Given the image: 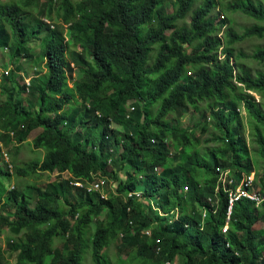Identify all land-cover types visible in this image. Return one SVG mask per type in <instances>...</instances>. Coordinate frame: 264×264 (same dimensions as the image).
<instances>
[{"label": "trees", "instance_id": "16d2710c", "mask_svg": "<svg viewBox=\"0 0 264 264\" xmlns=\"http://www.w3.org/2000/svg\"><path fill=\"white\" fill-rule=\"evenodd\" d=\"M165 1L0 0V50L11 52L16 65L33 61L40 43L46 69L31 86L21 85L22 65L8 76L0 70L3 95L29 92V107L22 99L0 106V163L3 147L20 142L36 120L41 132L32 144L44 157L17 165V176L41 179L39 174L69 171L113 183L109 195V185L104 189L107 198L57 177L42 189L33 185L39 203L27 214L19 209L15 185L0 181V209L3 201L13 209L0 212V233L8 229L14 236L8 248L0 246V264H84L89 250L94 264H110L107 250L119 237L120 247L136 257L127 264H264V229L256 227L264 222V206L242 198L229 233H223L229 204L217 172L229 168L238 182L256 172L264 191L244 137L247 124L264 167V72L253 75L233 47L264 38V4H226L225 11L263 24L237 34L215 15L217 0H174L172 12ZM250 59L264 68V49ZM190 109L200 117L183 128L177 120ZM198 128L210 136L202 141ZM210 142L218 146L207 148ZM109 161L118 167L108 171ZM0 175L12 181L1 166ZM216 189L217 211L208 210L200 229ZM136 190L140 198H128ZM104 210L106 223L91 232ZM176 210L180 220L170 224ZM150 230L151 238L145 234ZM55 239L63 241L59 252Z\"/></svg>", "mask_w": 264, "mask_h": 264}, {"label": "rangeland", "instance_id": "374dc122", "mask_svg": "<svg viewBox=\"0 0 264 264\" xmlns=\"http://www.w3.org/2000/svg\"><path fill=\"white\" fill-rule=\"evenodd\" d=\"M76 1H80V0H76ZM218 3L220 4L215 12V15L217 16L218 20L219 19H227L228 20V26L226 29H231L232 31H234L237 34H242L246 28L252 26V25H263V24H258V22H256L255 20L241 14L240 12H233V11H225V6L227 3L231 2V1H242L244 2L245 0H217ZM255 2H261L264 4V0H253ZM43 2H45V0H43ZM164 7L166 9L169 10V12H172L175 10V1L174 0H167L164 2ZM187 22H190V18L187 19ZM53 25V24H52ZM225 30V29H224ZM224 30L221 31V33L219 34V37L223 38V34H224ZM170 32H168L167 34H169ZM67 41H69V44L72 45L71 39L68 37ZM234 49H235V53L236 56H239L240 54L244 55L246 58L240 59V63H242V65H244L247 70H249L250 72H252L253 75H255L257 72H264V68L262 66H260L258 63H256L255 61H253L252 59H250V57L256 52L258 51V49H264V38L263 39H258V38H253L251 40H245L243 42H238L236 44H234ZM72 50H70L71 53ZM159 51V47H155L153 50V53L150 57V65L155 63V59H156V55ZM33 55L35 56L33 61H27V60H19L16 65H22L23 66V71L25 73L26 76L22 77L21 80V85H23V83H27V81H29L31 78V76L33 75H39V76H45L46 75V69H45V59H44V47H41L40 43H36L33 47ZM223 59V57H221ZM68 59L70 60V54L68 55ZM235 59V58H234ZM233 59V61L235 62V60ZM232 61V62H233ZM233 62V63H234ZM13 62H12V56H11V52H9L8 50L5 49H1L0 50V70L2 71V73L4 75L7 76V73L9 72H13L16 69V66ZM33 72V73H32ZM72 77H75L72 76ZM31 81H29L27 84H30ZM71 82H69V87L71 86ZM257 101H261V97L253 94ZM28 97H29V92L28 91H23L21 93V95H18L17 93L14 94H6L3 95L1 93L0 90V106L3 103H6L9 100H17V99H22L25 102V105L29 107V102H28ZM151 104L148 105V107ZM78 106V105H76ZM134 107L131 104H129L128 106V110L129 108ZM147 107V108H148ZM10 109V108H9ZM5 110V109H3ZM37 110V109H36ZM7 110H5L6 113ZM33 111V110H32ZM242 111L244 112V119H243V123L246 124L247 122V117H246V112L244 111V109H242ZM157 112V107H153V114H155ZM174 117V116H173ZM198 117H200V114L197 113V111L195 109H190V111L188 113H186L184 116H182L181 118H179L177 120V124L178 121L181 122V126H183V128H187L188 125H192L197 119ZM210 124V120L208 119L207 121ZM117 129L119 131H123L122 127H117ZM207 131L212 132L213 128L212 126H208L207 125ZM197 134L198 136H200V138L202 139V141H204L206 138H208L210 136V132L207 133H202L200 131V128H198L197 130ZM250 129L249 127L245 126L244 129V137L246 140V143L250 149V156L253 160V162L255 163V168L258 170L257 172L260 173V176H264V167H262L261 164V159L255 154V150L257 149V144L256 143H251V137H250V133H249ZM41 132V128L38 125V122L36 120H33L30 124H29V128L28 131L22 136V138L20 139V142H14V144H11L9 146H4L3 150L5 151L4 153H6L8 155L9 158V163H11L12 168H9L8 165L5 163V161L3 160L0 163V166L3 167L6 170L11 171V179L12 181L8 180L7 177H2L0 175V181L2 182L3 185H5V187H8L10 185H15L16 190L19 192V194L21 195V198L19 199V209L22 210L23 212L29 214L31 212H33L35 206L39 203V196L37 194V192L33 189V185H37L38 188H43L44 185L48 182L51 181H55L56 177H55V171L52 173H43V174H39V175H43V177L40 178H34V177H20L16 175V167L17 165L20 167H26L25 165L30 163V162H34V161H41L44 157V150H36L35 148H33V144L32 141L33 139ZM218 145L215 144V142H210L207 144V148L210 147H216ZM122 150V148H121ZM3 153V154H4ZM118 167V165H115L114 162H110L107 166V170L111 171V169H116ZM59 173V172H56ZM61 173H66L69 175H71L72 177H74L69 171H64ZM60 174V173H59ZM257 174V173H256ZM92 176H97V175H92ZM77 178V177H75ZM258 178L261 180L262 177ZM59 179V178H57ZM83 179V178H80ZM110 184L112 185V181L110 179H108ZM70 184V181L67 180ZM71 185V184H70ZM260 188L263 189V186L260 185ZM110 190H113V188L111 189L110 186L105 190V192L109 195ZM3 206L0 209V212L2 214L3 210H9L11 213H13V209L10 207L9 203L6 201H3ZM263 220V219H262ZM101 224H105L106 223V210H104V212L100 215L99 219L94 221L92 226H91V232H94L97 230V228L100 226ZM258 229H264V222L261 221L257 224L256 226ZM154 228H152L153 230ZM0 246L4 249L8 248L7 244L11 241L14 240V236L11 232L8 231V229H6L4 232L0 233ZM63 246V241L62 240H58L55 239L54 240V245H53V249L55 252H59L61 251ZM121 237H119L117 239V241L115 243H113L110 248L107 250V257L109 259L110 264H127L133 257H135L134 252L131 251V249H124L121 248ZM136 259V257H135ZM10 262H12V264L14 263V260L10 259ZM84 264H94L93 260H92V256H91V252L90 250L86 252V254L84 255V260H83Z\"/></svg>", "mask_w": 264, "mask_h": 264}, {"label": "built area", "instance_id": "2783aa9c", "mask_svg": "<svg viewBox=\"0 0 264 264\" xmlns=\"http://www.w3.org/2000/svg\"><path fill=\"white\" fill-rule=\"evenodd\" d=\"M2 72V71H1ZM10 73V72H9ZM7 73V76L9 75ZM30 79L29 81H31ZM27 81V83L29 82ZM28 86H31L30 84H27ZM130 111L134 110V107L129 108ZM5 151H3L4 153ZM2 161L4 160L5 163L10 164L8 165L9 168H12L11 163H9V158L6 153H4ZM110 163V161H109ZM157 172H160V170H157ZM217 172L219 173V178H218V183L221 185L224 194L227 195L228 197V211H227V219L226 223L222 229V232L227 234L229 233L230 229V223H231V216L233 214V208L235 206V203L241 200L242 198H247L253 202L256 203L257 207H262L264 206V191L262 188H260L261 185V180L258 178L256 172L251 173L250 175H242L241 181L238 182L237 178L235 175H232L231 169L226 168V169H217ZM55 177L60 178V180H69L71 186L78 187L81 189H85L88 192H99L103 198H107L108 195L104 193V189L107 185L110 184L108 178L106 177H99V176H93L92 181L85 180V179H80V178H75L72 177L71 175L68 176L66 173H56L55 172ZM111 186V185H109ZM108 186V187H109ZM187 190V189H186ZM142 194L138 192L137 190L134 192H130L128 194V198L131 199H138L140 198ZM219 200L220 196L218 194V191L216 189V195L215 198H208V202L210 203V209L205 208L202 215L201 222L202 225L199 227L200 229H203L205 227V219L208 214V210L216 213L217 208L216 206L219 205ZM152 207L156 211L157 209L155 208L154 204H152ZM161 217L167 218V215H162L160 212ZM170 224L177 222L180 220V214L179 210H176L174 213H172V217ZM151 230L146 232V236L151 238ZM157 244H159V241H156ZM160 248L158 249V252H160Z\"/></svg>", "mask_w": 264, "mask_h": 264}, {"label": "crops", "instance_id": "0c3cea01", "mask_svg": "<svg viewBox=\"0 0 264 264\" xmlns=\"http://www.w3.org/2000/svg\"><path fill=\"white\" fill-rule=\"evenodd\" d=\"M32 73H33V72H32ZM23 76H26L25 73H23ZM34 76H37V75H33V76H31V78L34 77Z\"/></svg>", "mask_w": 264, "mask_h": 264}]
</instances>
